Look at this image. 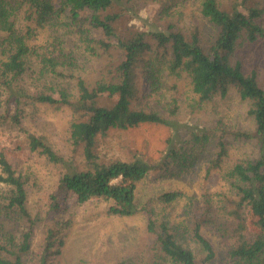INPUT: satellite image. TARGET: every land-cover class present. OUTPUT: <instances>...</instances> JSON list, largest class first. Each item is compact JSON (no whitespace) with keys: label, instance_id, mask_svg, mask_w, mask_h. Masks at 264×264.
Segmentation results:
<instances>
[{"label":"trees","instance_id":"16d2710c","mask_svg":"<svg viewBox=\"0 0 264 264\" xmlns=\"http://www.w3.org/2000/svg\"><path fill=\"white\" fill-rule=\"evenodd\" d=\"M123 1L130 0H0V125L22 138L25 151L52 166L54 183L48 196L52 214L58 212L60 198L70 193L79 204L97 198L108 204L107 213L130 216L139 210L138 184L156 169L167 170L175 162L185 165L193 147L207 139L203 132H191V146L185 150L183 145L176 146L172 136L164 155L154 162L101 155L100 138L110 130L145 123L176 126L175 107L165 116L132 104L139 93L141 71L155 84L162 83L164 74L184 73L200 104L235 90L249 102L254 130L234 135L254 139L258 155L222 172L225 185L215 193L216 202L209 192L202 193L201 211L191 220L190 231L204 253L203 263L215 256L203 234L204 228L213 227L229 241L233 264H264V87L254 69L244 70L240 55L246 45H254L264 61V0H231L229 4L202 0L200 13L214 30L208 46L203 45L197 28L186 33L173 23L163 29L119 27L120 14L109 10ZM41 30L53 41L52 48L39 52L29 41ZM68 42L79 57L96 63L106 52L116 50L118 61L113 69H98L99 77L88 82L82 74L85 66L74 64L71 55L66 57ZM65 70L74 77L67 79ZM36 104L70 109V155L60 154L45 136L32 131L27 110ZM215 148L211 170L220 168L227 155L222 136L217 137ZM27 180V173L17 171L0 150V185L5 187L0 192V264H24L23 256L30 249L35 217L27 208ZM179 195L168 191L160 199L166 204ZM142 208L155 214L151 204ZM19 220L28 229L17 241L16 232L7 226ZM57 223L43 229L38 264H59L64 233ZM171 228L165 217L147 221L160 257L169 264H199L193 250L178 242Z\"/></svg>","mask_w":264,"mask_h":264},{"label":"rangeland","instance_id":"374dc122","mask_svg":"<svg viewBox=\"0 0 264 264\" xmlns=\"http://www.w3.org/2000/svg\"><path fill=\"white\" fill-rule=\"evenodd\" d=\"M229 4L231 0H217ZM202 0H130L111 8L110 12L120 14L119 27L138 29L165 28L173 23L186 33L197 28L208 46L213 39L214 30L202 17ZM71 42L72 39L69 38ZM53 36L45 30L38 31L29 43L39 52L52 48ZM68 42L66 57H73L74 64L85 66L82 72L88 82L95 81L98 72L113 69L118 61L116 50L106 52L97 59L78 56L73 44ZM246 72L254 69L264 87V61L257 46L246 45L240 53ZM68 62V61H67ZM67 65H69L67 63ZM106 72V70L104 71ZM67 79L74 77L65 70ZM140 74L139 93L132 104L168 116L169 109L175 107L173 129L160 124H140L126 130H110L99 141L98 150L105 159L119 158L132 160L140 157L158 161L167 148V139L174 137L176 146L185 150L191 146V132L206 134L201 145L194 146L185 165L171 163L167 170L156 169L150 172L137 186L136 202L139 210L130 216L107 213L108 204L101 199H91L79 204L72 194L60 198L58 212L49 211V193L54 176L52 166L34 153L25 151L23 140L12 129L0 125V150L12 166L27 173L29 212L35 217L32 227L30 249L23 256L24 264H38V255L43 238V229L55 220L62 226L64 244L61 248L59 264H169L160 257L155 236L146 229L149 218L165 217L171 230L183 246L193 250L199 264H233L229 255V241L215 228L206 227L203 234L211 243L215 256L203 263V251L191 237V220L199 217L202 193L209 192L217 201L215 193L224 189L222 172L234 163L254 159L258 155L254 139L237 138L234 132H253L254 121L248 114L249 102L241 100L235 90L227 96L215 97L200 104L192 92L189 78L182 72L161 77L162 83L155 84L148 75ZM71 74V75H70ZM76 74V71H74ZM98 76V77H97ZM1 98H3L1 96ZM27 123L32 131L45 136L54 149L63 155L71 154L68 142L73 115L70 109L60 104H36L27 110ZM173 131V132H172ZM175 131V132H174ZM218 136L227 145V155L220 168L210 169V161L215 157V142ZM5 187L0 185V192ZM168 191L180 192L172 202L163 203L161 195ZM153 205L155 214L151 216L144 206ZM63 223V225H60ZM25 221H12L7 230L16 232V240L28 228Z\"/></svg>","mask_w":264,"mask_h":264}]
</instances>
